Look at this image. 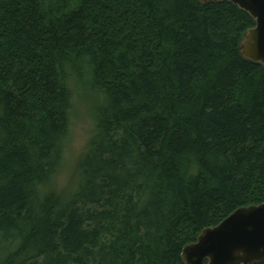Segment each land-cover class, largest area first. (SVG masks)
Here are the masks:
<instances>
[{
  "label": "trees",
  "instance_id": "1",
  "mask_svg": "<svg viewBox=\"0 0 264 264\" xmlns=\"http://www.w3.org/2000/svg\"><path fill=\"white\" fill-rule=\"evenodd\" d=\"M254 25L228 2L0 0V264H184L264 203V68L238 49ZM77 82L100 102L63 195Z\"/></svg>",
  "mask_w": 264,
  "mask_h": 264
},
{
  "label": "water",
  "instance_id": "2",
  "mask_svg": "<svg viewBox=\"0 0 264 264\" xmlns=\"http://www.w3.org/2000/svg\"><path fill=\"white\" fill-rule=\"evenodd\" d=\"M200 5L228 2L247 13L254 27L242 36L241 56L264 68V0H197ZM184 264H257L264 259V203L240 207L218 225L203 229L181 253Z\"/></svg>",
  "mask_w": 264,
  "mask_h": 264
},
{
  "label": "rangeland",
  "instance_id": "3",
  "mask_svg": "<svg viewBox=\"0 0 264 264\" xmlns=\"http://www.w3.org/2000/svg\"><path fill=\"white\" fill-rule=\"evenodd\" d=\"M73 102L69 116V130L67 137L73 142V152L70 155L67 150V137L64 143L63 159L61 166L55 175L53 188L63 195H67L75 188L78 181V165L81 155L78 149L88 146L93 138L95 130V109L100 98L90 85L82 82L73 83Z\"/></svg>",
  "mask_w": 264,
  "mask_h": 264
},
{
  "label": "clouds",
  "instance_id": "4",
  "mask_svg": "<svg viewBox=\"0 0 264 264\" xmlns=\"http://www.w3.org/2000/svg\"><path fill=\"white\" fill-rule=\"evenodd\" d=\"M73 147H74V145H73L72 140H71L70 138L67 137V150H68V152H69L70 155H71L72 152H73ZM84 152H85V148H84V147H80V148L78 149V154H79V155H83Z\"/></svg>",
  "mask_w": 264,
  "mask_h": 264
}]
</instances>
